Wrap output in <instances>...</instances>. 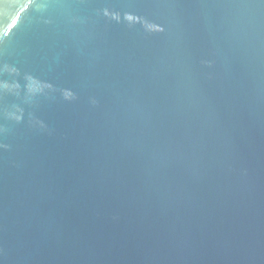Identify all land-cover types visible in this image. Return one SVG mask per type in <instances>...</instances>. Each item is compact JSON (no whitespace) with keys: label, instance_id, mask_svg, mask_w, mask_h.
Listing matches in <instances>:
<instances>
[{"label":"water","instance_id":"obj_1","mask_svg":"<svg viewBox=\"0 0 264 264\" xmlns=\"http://www.w3.org/2000/svg\"><path fill=\"white\" fill-rule=\"evenodd\" d=\"M0 264H264V0H0Z\"/></svg>","mask_w":264,"mask_h":264}]
</instances>
